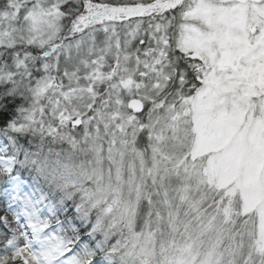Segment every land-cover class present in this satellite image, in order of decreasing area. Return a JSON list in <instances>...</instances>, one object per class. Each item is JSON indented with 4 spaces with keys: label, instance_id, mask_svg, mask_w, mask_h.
Returning <instances> with one entry per match:
<instances>
[{
    "label": "snow or ice",
    "instance_id": "snow-or-ice-1",
    "mask_svg": "<svg viewBox=\"0 0 264 264\" xmlns=\"http://www.w3.org/2000/svg\"><path fill=\"white\" fill-rule=\"evenodd\" d=\"M0 264H264V0H0Z\"/></svg>",
    "mask_w": 264,
    "mask_h": 264
}]
</instances>
